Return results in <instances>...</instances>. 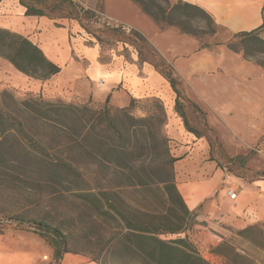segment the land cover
<instances>
[{
  "label": "rangeland",
  "instance_id": "rangeland-1",
  "mask_svg": "<svg viewBox=\"0 0 264 264\" xmlns=\"http://www.w3.org/2000/svg\"><path fill=\"white\" fill-rule=\"evenodd\" d=\"M140 1H143L151 11H158V7H161L166 11L165 16L170 15L168 5L160 0ZM169 1L173 5L179 0ZM76 5L78 9L89 10L78 2ZM38 7L44 11L45 17L56 23L77 22L82 29L79 34L87 40L86 44H95L101 48L102 62H109L116 54L131 61L132 55L139 52V48L129 38V34L136 30L108 23L109 20L105 17V0H100L98 10H90L96 14L92 21H79L78 13L72 12L66 4H61L58 0H49ZM124 16L127 17L125 19L127 21L134 20L131 13H125ZM171 19L178 26L161 30V26L151 18L157 32L173 29L181 36H188L190 42L185 43L187 48H191V43L195 44L192 56L199 57L210 53L220 57L216 68L212 70L204 68L203 71L184 78L175 69L173 59L163 57L149 41L176 72L181 94L180 105L188 127L177 112L176 94L173 90L171 113L182 121L186 132L191 135V140L180 143L172 141L167 136L169 108L162 99L153 97L135 99L132 113L137 118H143L156 113L158 108L155 106L164 112L165 120L156 126L155 131L159 137L163 136L168 140L169 156L177 161L179 159L185 161L187 183L193 181L194 174H197L201 181L203 178H212L219 172L223 173L225 178L222 183L223 190L228 192L229 189H233L237 194L246 186L264 181V101L259 102V107L253 106L258 102L257 87L248 68L250 65L259 66L264 71V46L247 42L242 45L241 52H233L227 47L228 44L233 41L240 43V39H235L234 35L217 26L209 15L204 13H199V18L195 19L180 17L174 13ZM118 27H122L125 32H116L115 29ZM183 30L194 34H185ZM202 47L205 48L201 49ZM144 53L148 55L146 50ZM201 61L208 63L206 58ZM4 91H9L19 101L30 97H43L42 94L24 86ZM4 91L0 92V100ZM260 93L264 95V90ZM44 99L61 100L92 109L110 107L109 104L99 106L93 101ZM14 107L7 105L5 110L8 109L9 115L23 121L26 135L16 137L15 134L0 133V222L3 224L0 244L33 253L35 264H54L56 257L52 231L58 230L64 236L62 249L71 251L69 255L80 256L84 261L95 264L114 263L117 260L105 254L106 252L101 254V250L112 229H126L120 216L115 213L110 221L97 217L94 205L91 204L93 202L80 196L81 191L86 190L88 186L80 183L78 179L64 175L46 182L24 175L14 155L25 146L34 152V146L41 143L46 146L53 158L65 159L70 165H76V168L84 172L92 171L99 166L95 165V161L84 150L70 143L71 139L65 133L54 131L34 118L31 119L27 113L15 111ZM38 134L44 135L40 142L36 139ZM183 146L188 148L184 154L181 153ZM177 161L172 163L170 168L179 190L183 184L179 185L177 181ZM22 166L25 167L26 164L23 163ZM209 166L210 169L207 168ZM28 167L32 172L36 168L34 164ZM108 173L116 190L121 193V196L115 199L120 211H124L126 207L132 209L136 206L143 207L159 214V222L163 228L187 227L189 231L180 237L187 236L200 255L210 264H264V224L235 229L219 215L213 216V212L210 215L204 210V205L208 201L194 210L189 209L196 217L187 216L184 220V215L179 210H175L176 213L168 210V205L155 188H130L129 185L134 183L130 171L122 172L111 168ZM17 219L24 223L17 222ZM39 223H44L51 229L46 237L40 236L42 231L35 226ZM162 238L169 240L177 236L163 235Z\"/></svg>",
  "mask_w": 264,
  "mask_h": 264
},
{
  "label": "trees",
  "instance_id": "trees-1",
  "mask_svg": "<svg viewBox=\"0 0 264 264\" xmlns=\"http://www.w3.org/2000/svg\"><path fill=\"white\" fill-rule=\"evenodd\" d=\"M48 1L19 0L20 4L26 8L27 16L37 17L46 16L38 5ZM58 1L66 4L72 12L76 11L81 22L92 21L96 16L95 12L90 10L78 9L73 0ZM130 1L136 4L143 14L161 26V30L178 26L171 19L174 13L191 19L199 18V13L206 14L201 8L181 0L173 5L169 0H160L168 5L169 16H165L166 11L161 7L154 12L149 10L143 1ZM115 31L125 32L122 27H118ZM263 31L264 23L254 31L235 34L234 38L240 39V43L233 41L227 47L233 52H241L242 45L247 42L264 46V40L260 37ZM132 32L129 38L139 48V64L146 63L153 66L168 81L176 94L177 112L183 117L185 126L188 127L180 105L179 81L174 68L159 55L141 33ZM183 32L194 34L186 30ZM144 50L148 55L144 53ZM0 57L10 62L19 72L36 80L46 81L61 72V68L51 62L29 38L8 29L0 28ZM156 100L152 99V101ZM134 101L135 99L131 101L129 107L122 109H113L111 106L92 109L61 100H45L41 96L19 101L9 91H4L0 100V133L15 134L16 137L26 135L23 121L9 115L8 109L5 110L7 105H14L15 111H23L31 119L34 118L54 131L65 133L71 139L70 143L84 150L95 161V165L99 167L84 172L76 168V165H70L65 159L53 158L49 154L50 151L41 143L34 146V152L25 146L17 150L14 155L24 175L46 182L54 181L64 175L78 179L80 183L88 186L86 190L81 191L80 196L93 202L91 204L94 205L97 217L110 221L113 219V214L120 216L126 229H112L110 237L101 250V254L106 252L105 254L117 260L111 264H210L200 255L187 236L180 237L189 231L187 227L163 228L159 222V214L154 211L138 206L134 209L126 207L124 211H120L116 205L115 199H118L121 193L116 190L111 181L108 173L111 168L131 172L134 183L129 185L130 188H155L168 205L170 212L176 213L175 210H179L184 215V220L187 216L196 217L195 213L187 207L174 183L170 167L177 159L169 156L168 140L163 136L159 137L155 131L156 126L165 120L164 112L155 106L158 108V110L155 108L156 113L137 118L132 113ZM42 138H44L42 134L36 136L39 142ZM23 163L26 164L25 167L22 166ZM30 164L36 166L33 172L28 167ZM17 222L24 223L20 219H17ZM35 226L42 231L41 237H46L51 231L44 223ZM2 232L3 224L0 222V235ZM52 232L56 257L54 264H61L64 255L71 251L62 249L63 234L58 230ZM163 235L177 236V238L167 240L162 238ZM118 261L121 262L118 263Z\"/></svg>",
  "mask_w": 264,
  "mask_h": 264
},
{
  "label": "crops",
  "instance_id": "crops-1",
  "mask_svg": "<svg viewBox=\"0 0 264 264\" xmlns=\"http://www.w3.org/2000/svg\"><path fill=\"white\" fill-rule=\"evenodd\" d=\"M73 1L94 11L98 10L100 4V0ZM181 1L201 8L217 26L225 28L232 35L254 31L264 23V0ZM125 13L134 15V20H125ZM105 15L109 24L127 26L141 33L163 57L173 59L175 69L184 78H189L204 68L212 70L219 65L220 57L210 53L192 56L195 44L191 43V48H187L185 43L190 42L188 36H181L173 29L157 32L151 18L130 0H105ZM0 28L14 30L29 38L51 62L61 68L56 76L40 81L19 72L10 62L0 57V92L24 86L42 94L44 98L93 101L99 106L109 104L118 109L129 107L132 99L157 97L166 102L169 108L167 136L180 143L191 140L182 121L171 113L173 92L170 84L153 66L146 63L140 65L138 54H133L131 61L116 54L109 62H102L101 48L95 44H86L87 40L79 34L82 29L77 22L56 23L47 17L27 16L26 8L19 0H0ZM260 37L264 40V31ZM203 58L208 63L201 61ZM248 68L257 87L258 102L253 106L259 107L264 101V95L260 93L264 90V71L259 66L250 65ZM236 107L240 108L239 105ZM182 149L181 153L184 154L188 148L183 146ZM185 168V161L179 159L177 181L179 185L183 184L179 192L190 210L208 201L204 210L210 215L212 212L213 216L219 215L235 229L264 224V181L239 190L237 198L232 200L223 190V173L216 172L212 178H203L201 181L194 174L193 181L187 183ZM0 264H35V255L0 244ZM61 264L95 263L84 261L80 256L66 254Z\"/></svg>",
  "mask_w": 264,
  "mask_h": 264
},
{
  "label": "built area",
  "instance_id": "built-area-1",
  "mask_svg": "<svg viewBox=\"0 0 264 264\" xmlns=\"http://www.w3.org/2000/svg\"><path fill=\"white\" fill-rule=\"evenodd\" d=\"M227 194L230 197V199H232V200H235L237 198V194L233 191V189H229V191L227 192Z\"/></svg>",
  "mask_w": 264,
  "mask_h": 264
}]
</instances>
